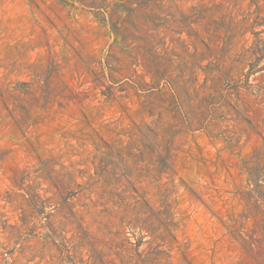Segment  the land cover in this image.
<instances>
[{
  "label": "rangeland",
  "instance_id": "374dc122",
  "mask_svg": "<svg viewBox=\"0 0 264 264\" xmlns=\"http://www.w3.org/2000/svg\"><path fill=\"white\" fill-rule=\"evenodd\" d=\"M0 264H264V0H0Z\"/></svg>",
  "mask_w": 264,
  "mask_h": 264
}]
</instances>
